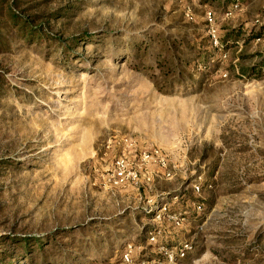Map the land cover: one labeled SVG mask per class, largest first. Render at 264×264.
<instances>
[{"label": "rangeland", "instance_id": "374dc122", "mask_svg": "<svg viewBox=\"0 0 264 264\" xmlns=\"http://www.w3.org/2000/svg\"><path fill=\"white\" fill-rule=\"evenodd\" d=\"M18 3L40 34L0 52V264H264V68L239 70L264 0ZM208 11L258 36L213 46ZM163 36L202 53L169 93Z\"/></svg>", "mask_w": 264, "mask_h": 264}, {"label": "trees", "instance_id": "16d2710c", "mask_svg": "<svg viewBox=\"0 0 264 264\" xmlns=\"http://www.w3.org/2000/svg\"><path fill=\"white\" fill-rule=\"evenodd\" d=\"M19 1L20 0H0V52L6 49L11 44L10 42L13 41V37L7 32H15L19 38H23L25 40L30 39L29 37L31 35L34 36V33L35 35L40 34V30L34 27L31 22H29L27 18H25L17 10L19 8ZM240 34L241 31L238 28H234L225 33L224 38L221 40L223 50H225L227 46V41L236 43L242 39L245 44L256 35L255 33H252L251 35H247L245 38H240ZM256 36H258V34ZM169 38L171 37L163 36L156 39L159 43V50L157 52H152L151 55H148L147 51L144 49L142 54H138L139 57L140 54L142 55V65L148 64L150 61L151 65L149 63L147 66L153 67L154 65L158 68V70H160L161 76L167 77V84L165 85V88L167 86V89L159 88V90L167 93L171 92L177 83L182 82V78L187 81L191 78L193 72L189 69V65L191 62L202 56L201 49L188 37ZM178 50H185L187 55H185L186 53L183 51L180 52ZM253 55L259 56V59L249 66L240 65L239 70L241 73H259L261 69L264 68V53L256 52L253 53ZM156 76L157 75L153 76L154 80H156ZM13 243L25 251L28 246V239H15L13 240Z\"/></svg>", "mask_w": 264, "mask_h": 264}, {"label": "built area", "instance_id": "2783aa9c", "mask_svg": "<svg viewBox=\"0 0 264 264\" xmlns=\"http://www.w3.org/2000/svg\"><path fill=\"white\" fill-rule=\"evenodd\" d=\"M238 6H239V5H238L237 3L234 4V7H235V8H238ZM225 14H226L227 16H229V15L231 14V10L228 9V10L226 11ZM205 20H206V23H207V25H208V27H209V32H210V36H211V42H212L213 46H216V47H222V44L218 42V39H217V37L215 36V29H214V22H215V21H214V16H213V14H212L211 11L206 12ZM222 48H223V47H222ZM155 154H157V153H155ZM149 156L152 157V155L144 154V155L141 157V160H145V159L148 158ZM153 156H155V155H153ZM195 188H196V190H199V186L196 185ZM197 209H201L200 205L197 206ZM180 255L183 256V255H184L183 252H181ZM124 257L126 258V255H125Z\"/></svg>", "mask_w": 264, "mask_h": 264}, {"label": "crops", "instance_id": "0c3cea01", "mask_svg": "<svg viewBox=\"0 0 264 264\" xmlns=\"http://www.w3.org/2000/svg\"><path fill=\"white\" fill-rule=\"evenodd\" d=\"M204 198V197H203ZM203 201L201 202V204L203 205V214L201 215V217H191L192 221H194L195 223L196 222H199L200 224H203L205 221H207L211 214L213 213L214 211V207L216 205V202L214 201H211L210 199H202ZM204 203V204H203ZM207 208V209H206ZM207 213V214H206ZM199 220V221H198ZM198 223V224H199Z\"/></svg>", "mask_w": 264, "mask_h": 264}]
</instances>
